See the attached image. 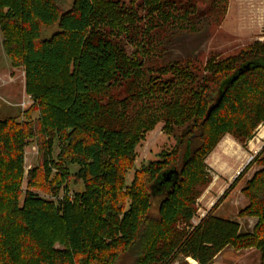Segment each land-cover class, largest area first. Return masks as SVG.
<instances>
[{
  "label": "trees",
  "instance_id": "obj_1",
  "mask_svg": "<svg viewBox=\"0 0 264 264\" xmlns=\"http://www.w3.org/2000/svg\"><path fill=\"white\" fill-rule=\"evenodd\" d=\"M60 1L0 0L5 55L13 68H24L26 93L40 112L25 125L0 120V264H115L121 254L133 264H174L180 258L214 264L230 246L256 249L264 264V157L242 190L249 205L239 217L258 219L252 233H242L238 222L220 218L214 208L193 225L198 200L212 180L207 156L223 136L246 144L264 123V44L218 64L215 71L223 76L198 100L195 121L181 140L183 158L178 149L166 153L137 170L128 185L134 142H127L121 128L90 124L102 108L93 95L124 70L118 47L106 38L110 30L93 33V23L101 18L113 23L119 11L113 4L102 9L98 0H76L62 12ZM55 25L58 32L44 39L43 28ZM154 102L151 108L176 106L162 97ZM38 135L50 153L59 140V163L43 152V168L30 173L29 187L39 188L37 182L51 176V165L58 171L53 187H60L64 174L77 165L86 182V190L77 194L84 207L79 214L66 203L61 216L32 191L20 206L22 146ZM56 243L63 249H54Z\"/></svg>",
  "mask_w": 264,
  "mask_h": 264
},
{
  "label": "rangeland",
  "instance_id": "obj_2",
  "mask_svg": "<svg viewBox=\"0 0 264 264\" xmlns=\"http://www.w3.org/2000/svg\"><path fill=\"white\" fill-rule=\"evenodd\" d=\"M75 2L61 0L59 7L66 12ZM110 4L119 11L113 23L101 18L93 23V33L98 28L110 30L106 38L118 47L124 70L110 87H102L93 95L102 108L101 117L90 124L105 129L121 128L129 136L127 142H134V166L126 179L130 185L137 170L161 160L166 153L178 149L183 158L185 145H181V140L195 121L198 100L213 80L223 76L215 71L218 64L225 65L243 51L264 44V0H98L102 9ZM56 32L57 25L43 28L42 37L48 39ZM5 39L0 30V120L13 119L25 125L37 120L40 112L26 93L24 68H13L5 55ZM158 97L173 101L175 109L151 108ZM263 135L264 123L246 144L239 143L231 134L220 138L205 161L212 180L198 200L193 225H198L214 208L220 218L238 222L242 233L254 231L258 219L240 218L239 213L249 205L242 190L261 169ZM40 137L27 138L22 146L20 206L32 191L52 204L61 216L66 203L79 214L84 207L77 194L86 190V182L78 175L77 165L69 168L68 175L64 174L60 187H53L52 183L58 173L55 165H51L49 178L43 176L37 182L39 188L29 187L30 173L43 168V152L59 163V140L56 139L50 153ZM42 185L47 188H41ZM58 231L60 234L63 230ZM54 249H63L61 243H56ZM261 262L262 255L256 249L236 251L230 246L214 264ZM133 263L132 257L121 254L115 264ZM174 264L192 263L180 258Z\"/></svg>",
  "mask_w": 264,
  "mask_h": 264
},
{
  "label": "water",
  "instance_id": "obj_3",
  "mask_svg": "<svg viewBox=\"0 0 264 264\" xmlns=\"http://www.w3.org/2000/svg\"><path fill=\"white\" fill-rule=\"evenodd\" d=\"M248 68H249V67H246V70H247ZM242 71H243V70H242ZM173 173H175V174H176V172H175V171H172V172H171V174H173ZM167 180H168V181H170L171 179H170V178H168Z\"/></svg>",
  "mask_w": 264,
  "mask_h": 264
},
{
  "label": "bare ground",
  "instance_id": "obj_4",
  "mask_svg": "<svg viewBox=\"0 0 264 264\" xmlns=\"http://www.w3.org/2000/svg\"><path fill=\"white\" fill-rule=\"evenodd\" d=\"M264 136V135H263ZM233 144V143H232ZM191 263L192 264H197V262L196 261H194V260H191Z\"/></svg>",
  "mask_w": 264,
  "mask_h": 264
},
{
  "label": "crops",
  "instance_id": "obj_5",
  "mask_svg": "<svg viewBox=\"0 0 264 264\" xmlns=\"http://www.w3.org/2000/svg\"><path fill=\"white\" fill-rule=\"evenodd\" d=\"M216 213V212H215ZM192 259H189V261H191ZM216 262V261H215ZM198 264V263H197Z\"/></svg>",
  "mask_w": 264,
  "mask_h": 264
}]
</instances>
